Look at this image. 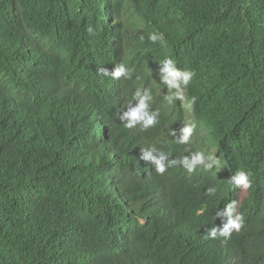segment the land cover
<instances>
[{"label":"trees","instance_id":"trees-1","mask_svg":"<svg viewBox=\"0 0 264 264\" xmlns=\"http://www.w3.org/2000/svg\"><path fill=\"white\" fill-rule=\"evenodd\" d=\"M137 89L148 129L119 118ZM153 146L219 163L159 174ZM232 201L240 231L207 238ZM0 264H264V0H0Z\"/></svg>","mask_w":264,"mask_h":264},{"label":"clouds","instance_id":"clouds-1","mask_svg":"<svg viewBox=\"0 0 264 264\" xmlns=\"http://www.w3.org/2000/svg\"><path fill=\"white\" fill-rule=\"evenodd\" d=\"M149 39L155 43L158 39H163L162 35H157L152 33L149 35ZM163 68L161 71L165 73L162 77V83L167 84L170 89H176L174 97H169V102H172L173 98L183 99V89L188 86L192 80L194 73L189 70H178L175 62L166 58L162 64ZM98 71L103 72L105 75H111L113 78H130V72L123 64L116 65L113 71L108 72L107 69L101 68ZM151 95L149 91L137 89L133 96V100L136 101L135 106L130 101L127 109L122 112L119 117L122 122H125V127L134 128L140 125L142 129H148L157 123V117L159 115L158 111H150L149 101ZM195 128V124L183 126L181 129V135L177 138V142L180 144H187L189 142L190 136ZM175 135V131H173ZM140 158L144 161H150L155 166V171L159 174L165 173L167 168L176 166L177 164L182 165L188 172H192L197 166L203 165L205 168H211L213 164H218L219 162L214 159L212 155L205 156L204 152L197 151L191 153L190 156H184L179 160H170L169 154L158 150L157 148L149 147L146 149H141ZM210 161V163L206 162ZM250 173L245 171H238L234 174L230 182L234 186H242L247 189L251 186V181L249 179ZM209 194H214L216 189L209 188ZM236 201L229 202L225 205L223 210H218L216 216L223 218V226H213L207 231V238H216L218 235L230 238L233 230L239 232L244 223V217L240 214H235ZM203 209L198 210L197 215L201 214Z\"/></svg>","mask_w":264,"mask_h":264},{"label":"rangeland","instance_id":"rangeland-1","mask_svg":"<svg viewBox=\"0 0 264 264\" xmlns=\"http://www.w3.org/2000/svg\"><path fill=\"white\" fill-rule=\"evenodd\" d=\"M183 100H184V97H183L182 101ZM184 107L185 108H188V103L185 102ZM186 117H187V119H190L191 118V115H190V112L189 111H186Z\"/></svg>","mask_w":264,"mask_h":264}]
</instances>
